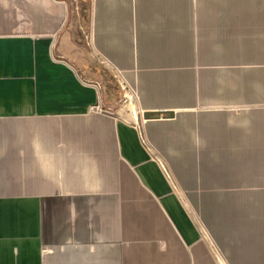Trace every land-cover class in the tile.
Masks as SVG:
<instances>
[{
    "label": "crops",
    "instance_id": "1",
    "mask_svg": "<svg viewBox=\"0 0 264 264\" xmlns=\"http://www.w3.org/2000/svg\"><path fill=\"white\" fill-rule=\"evenodd\" d=\"M71 14L0 0V264H264V0H93L90 47Z\"/></svg>",
    "mask_w": 264,
    "mask_h": 264
},
{
    "label": "rangeland",
    "instance_id": "2",
    "mask_svg": "<svg viewBox=\"0 0 264 264\" xmlns=\"http://www.w3.org/2000/svg\"><path fill=\"white\" fill-rule=\"evenodd\" d=\"M64 1V0H63ZM72 8L74 25L80 27L85 34L86 45L90 47L92 30V1L93 0H65ZM94 62L97 66L90 70V82L102 90L101 108L111 114L132 118L136 114L134 106L135 93L128 87L122 75L112 70L98 55Z\"/></svg>",
    "mask_w": 264,
    "mask_h": 264
},
{
    "label": "water",
    "instance_id": "3",
    "mask_svg": "<svg viewBox=\"0 0 264 264\" xmlns=\"http://www.w3.org/2000/svg\"><path fill=\"white\" fill-rule=\"evenodd\" d=\"M170 115H171V116L174 115L173 112H171ZM150 117H151V113H150V112L144 114V118H145V119H148V118H150Z\"/></svg>",
    "mask_w": 264,
    "mask_h": 264
}]
</instances>
